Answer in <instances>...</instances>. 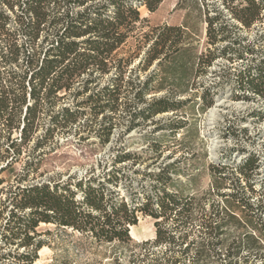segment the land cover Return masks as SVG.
<instances>
[{"label":"trees","instance_id":"16d2710c","mask_svg":"<svg viewBox=\"0 0 264 264\" xmlns=\"http://www.w3.org/2000/svg\"><path fill=\"white\" fill-rule=\"evenodd\" d=\"M161 1L0 0V264H34L44 246L37 239L36 229L41 224L111 246L110 264H200L203 260H212L213 264H264V185L257 184L260 159L253 153L230 165V179L220 175L226 166H209L211 190L229 191L220 195L226 209L221 216L195 215L197 197L184 194L176 183L179 159L160 161V153L147 160L140 171L138 168L146 162L144 152L131 151L124 145L115 147L109 163H98L97 173L91 168L82 177L39 180L43 159L57 150V133L70 128L87 111L95 119L105 118L106 111L115 112L125 86L135 88V101L146 103L132 112L127 132L138 126V118L146 121L177 112L197 94L200 105L211 107L212 99L207 101L202 93H193L183 101L155 94L166 78L180 87L188 72L211 67L217 58L216 45L228 39L224 29L230 24L250 29L264 14L263 0H179L178 8L196 12L205 25V53L189 55L186 21L179 27L165 25L155 28L156 34L147 38V43H140L138 65L145 72L152 70L140 81L137 76H125L131 59H117V52L140 23L139 8L152 13ZM50 10H64L63 19H47ZM223 11L230 17L224 21L220 18ZM9 14H19L14 31L9 29ZM49 26L59 28L53 41L37 43L48 39L42 32ZM19 33L33 45L31 52L16 42ZM238 44L223 47L219 55L230 54L231 65L246 61L242 68L234 69L236 90L232 99L259 101L260 107L248 115L264 120V52L256 50L253 43L237 48ZM112 71L115 77L109 76ZM99 79L105 82L101 85ZM67 94H73L75 103L54 111L55 101ZM147 96H151L148 102ZM79 97L84 99L76 101ZM46 105L52 110L49 125L43 129L41 118ZM85 106L88 110L82 109ZM114 128L113 123L99 127L101 145L109 141ZM182 128H174L173 133ZM150 147L157 153L163 143L158 141ZM15 166L19 170L10 181L5 176L14 172ZM133 175L152 181L149 194L129 193ZM237 210H244L240 211L244 221ZM139 216L154 220L155 237L132 248L129 229L137 224ZM231 222H243L246 233L235 251L223 260L210 248L221 242V232ZM241 249L249 255L240 257ZM116 250L123 254L117 255Z\"/></svg>","mask_w":264,"mask_h":264},{"label":"rangeland","instance_id":"374dc122","mask_svg":"<svg viewBox=\"0 0 264 264\" xmlns=\"http://www.w3.org/2000/svg\"><path fill=\"white\" fill-rule=\"evenodd\" d=\"M178 2L179 0H162L152 13L144 7L139 8L140 23L136 24L129 33L125 45L117 52L119 54L117 59H131L130 64L126 67L125 76H137L140 81L152 70L153 67L145 72L143 66L139 67L138 65L141 53L140 43H147V38L156 34L155 28L165 25L179 27L186 21L189 24V29L184 31L189 38L191 47L189 55L193 57L205 53L208 43L202 19L196 12L187 13L178 8ZM63 11L50 10L46 13V17L50 20L63 19ZM18 15L9 14V29L11 31L17 29L16 16ZM211 15L214 16L215 12H211ZM220 18L223 21L229 19V13L223 11ZM58 29L55 26L47 27L42 35L48 39L46 41L39 39L37 43H51ZM224 32L228 39L224 43L216 45L217 58L211 67L203 68L198 73L188 72L180 87L174 86L171 80L166 78L161 91L155 94L156 97L164 95L183 101L191 98L193 93H202L205 94L207 101L212 99L211 107L200 105L201 101L197 94L190 104L183 106L177 112L157 115L146 121L138 118L135 120L138 126L127 132L132 112L137 108L144 107L146 103L135 101V88L125 86L115 112L106 111L105 118L100 116L95 119L87 111L70 128L57 133V150L43 159L39 169V180L66 179L69 176L82 177L91 168L97 173L99 171L98 163H109L115 153V147L124 145L131 151L144 152L143 158L146 162L138 168L140 171L148 163L147 160L155 158L160 153V161L164 159V162L172 163L179 159L176 169L180 172V176L176 178V183L183 189L184 194L197 197V206L193 208L197 216L202 213L207 215L219 213L221 216L220 213L226 210L220 195L229 191L226 188L218 191L211 190L210 165L226 166V170L220 175L230 179V165L238 164L247 153H253L260 159L256 175L257 184L264 185V120L250 118L248 115L255 108L260 107V102L257 100L233 101L232 99L236 90L234 69L242 68L246 61H238L231 65L230 54L226 57H219L222 48L230 47V43H239L236 45L237 48L246 43H253L256 50L262 49L264 52V14L250 29H244L233 22L224 29ZM16 42L23 44L29 52L33 50V45L29 44L26 35L17 34ZM109 76L115 77L114 71ZM83 78L85 79L86 76ZM98 82L102 85L105 81L99 79ZM184 90L186 93L182 94L181 92ZM58 97H61V94ZM149 97L151 96L145 98L147 102ZM73 99V94L59 98L53 106L54 111L58 108L72 106L75 103ZM83 99L84 97H79L76 101ZM45 108L41 118L43 129L49 125V116L52 110L48 105ZM82 109L88 110V106ZM110 123L115 124V128L110 134L109 141L101 145L97 130ZM180 126L183 127L182 130L173 133L174 128ZM241 129H246V133L241 132ZM257 133L260 135L257 136ZM158 141L163 143V147L154 153L150 146ZM18 170L19 166H15L14 172L5 177L11 181ZM189 180L191 181L187 182ZM225 183L229 184L230 180H226ZM152 184L148 178L142 180V176L133 175L130 178L128 191L141 196L144 193L149 194ZM240 211L244 210L235 212L244 221ZM245 226L243 222L238 225L231 222L230 225H227L221 232V242L210 248L212 253L224 260L226 254L235 251L236 244L244 239ZM36 231L39 234L37 239L42 241L44 246L37 253V260L34 264H110L111 246L100 245L82 238L76 233L55 228L53 225L41 224ZM129 235L132 240V248L136 244L153 240L155 237L154 220L139 216L137 224L132 226L131 230L129 229ZM161 250L163 251L164 248L161 247ZM176 250L175 248L174 252ZM194 250L195 248L192 247L191 252ZM204 250L209 252L208 248ZM115 252L117 255L123 254L121 250ZM253 254L255 255V253L250 255ZM238 255L245 258L249 252L241 249L238 251ZM200 264H213V261L203 260Z\"/></svg>","mask_w":264,"mask_h":264},{"label":"bare ground","instance_id":"6f19581e","mask_svg":"<svg viewBox=\"0 0 264 264\" xmlns=\"http://www.w3.org/2000/svg\"><path fill=\"white\" fill-rule=\"evenodd\" d=\"M132 229V227H130V230ZM131 235V234H130Z\"/></svg>","mask_w":264,"mask_h":264}]
</instances>
